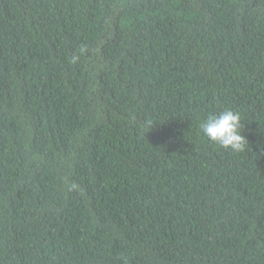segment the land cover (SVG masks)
<instances>
[{"label":"trees","instance_id":"obj_1","mask_svg":"<svg viewBox=\"0 0 264 264\" xmlns=\"http://www.w3.org/2000/svg\"><path fill=\"white\" fill-rule=\"evenodd\" d=\"M0 264H264V0H0Z\"/></svg>","mask_w":264,"mask_h":264},{"label":"clouds","instance_id":"obj_2","mask_svg":"<svg viewBox=\"0 0 264 264\" xmlns=\"http://www.w3.org/2000/svg\"><path fill=\"white\" fill-rule=\"evenodd\" d=\"M242 129L240 113L231 109L210 114L199 124V131L211 143L235 153L247 149L248 140L242 134Z\"/></svg>","mask_w":264,"mask_h":264}]
</instances>
